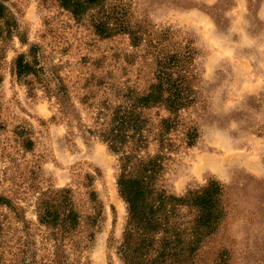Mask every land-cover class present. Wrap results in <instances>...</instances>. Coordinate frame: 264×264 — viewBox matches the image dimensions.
<instances>
[{"label": "rangeland", "instance_id": "obj_1", "mask_svg": "<svg viewBox=\"0 0 264 264\" xmlns=\"http://www.w3.org/2000/svg\"><path fill=\"white\" fill-rule=\"evenodd\" d=\"M218 3L104 0L75 15L60 0H0V196L9 201L0 205V264L21 258L32 264H122L126 206L117 193L116 157L100 141L70 131L42 84L13 73L14 59L23 54L31 60L34 52L45 72L61 78L87 125L91 107L112 105L117 90L145 92L153 81L152 50L133 47L124 34L97 35L94 21L105 10L149 38L180 29L200 51L199 102L184 112L196 122L198 138L187 147L181 134L172 135L177 147L164 161L160 184L180 196L218 180L229 188L240 216L225 221L184 264H211L223 250L228 258L220 264H264V0L213 8ZM156 112L164 114H151ZM50 188L71 191L80 217L78 254L65 236L56 243L38 224L37 199ZM96 210L102 218L92 225L88 216Z\"/></svg>", "mask_w": 264, "mask_h": 264}, {"label": "trees", "instance_id": "obj_2", "mask_svg": "<svg viewBox=\"0 0 264 264\" xmlns=\"http://www.w3.org/2000/svg\"><path fill=\"white\" fill-rule=\"evenodd\" d=\"M77 15L79 10L98 7L104 0H60ZM249 2L253 0H248ZM232 0L213 8H230ZM113 10H105L94 21L97 35L107 38L116 34L127 35L133 47L147 46L154 65L153 81L139 93L134 89L117 90V101L91 107L89 124L82 123L70 101L69 93L58 75L45 72L33 53L31 60L18 55L13 61V73L21 79L33 77L42 84L43 91L53 96L58 113L66 119L70 129L77 130L84 141L96 139L103 143L117 161L116 188L126 206V221L119 245L122 264H184L205 243L212 241L221 225L236 215L237 204L229 188L215 179H208L196 190L188 189L183 195L170 193L160 181L164 161L177 144L172 135L181 134V142L193 146L198 138V126L184 112L199 102L202 70L200 51L188 34L180 29L166 28L149 34L118 19ZM219 29L217 18L210 14ZM0 18L3 7L0 5ZM145 36V37H144ZM155 109H161L164 114ZM151 116H150V115ZM73 127V128H72ZM178 135V134H177ZM150 145L155 152L148 151ZM94 200V193L88 194ZM9 201L0 196V205ZM37 221L49 231L56 243L68 240L72 254H78L76 239L80 217L74 208L70 189L50 188L40 193L36 207ZM101 210L88 216L96 224ZM0 226V255L4 254ZM87 245H82L84 249ZM216 251L211 264H220L227 254ZM52 262V261H50ZM14 264H32L21 258Z\"/></svg>", "mask_w": 264, "mask_h": 264}]
</instances>
